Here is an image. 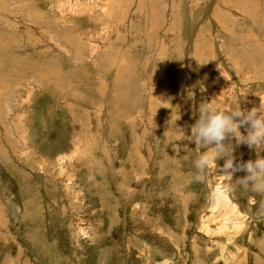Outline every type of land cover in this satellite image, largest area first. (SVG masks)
Segmentation results:
<instances>
[{"label": "rangeland", "instance_id": "1", "mask_svg": "<svg viewBox=\"0 0 264 264\" xmlns=\"http://www.w3.org/2000/svg\"><path fill=\"white\" fill-rule=\"evenodd\" d=\"M205 102L264 109V0H0V264H264V191L195 178Z\"/></svg>", "mask_w": 264, "mask_h": 264}, {"label": "clouds", "instance_id": "2", "mask_svg": "<svg viewBox=\"0 0 264 264\" xmlns=\"http://www.w3.org/2000/svg\"><path fill=\"white\" fill-rule=\"evenodd\" d=\"M189 136L194 144L210 149L197 154L194 160L197 180L203 179L200 174L215 164L219 173L230 178L228 184L221 186L219 194L233 191L234 186L241 189L252 186L264 191V155L260 154L264 151V109H242L238 104L218 106L202 103ZM241 144L254 149L256 158L243 161L234 155L236 147ZM237 172H244L245 175L232 183V177Z\"/></svg>", "mask_w": 264, "mask_h": 264}, {"label": "bare ground", "instance_id": "3", "mask_svg": "<svg viewBox=\"0 0 264 264\" xmlns=\"http://www.w3.org/2000/svg\"><path fill=\"white\" fill-rule=\"evenodd\" d=\"M51 43H52V42H51ZM64 158H65V156L61 154V156H60L58 159H64ZM217 190H218V189H217ZM217 192H218V191H217ZM215 193H216V192H215ZM213 196H214V195H213ZM215 196H216V194H215ZM225 196H227V195H225ZM225 196H224V198H223V197H221V195L219 196V194H218V195L216 196L217 199H216L215 197H213V198H212L213 206H211V207L213 208V207L215 206V208H216V207H219V206H220V208H221V206H222V208H223V206H225V205L229 202L228 198H226ZM227 197H229V196H227ZM214 198H215V200H213ZM212 208H211V209H212ZM217 209H218V208H217ZM217 209H216V210H217ZM223 209H224V208H223ZM225 209H226V208H225ZM230 209H231L232 212L229 211V212H230V215L225 216V220H226V219H229V218H231V217L234 216V215H233V212L235 211L234 209H236V206H235V205H231V206H230ZM212 210H213V209H212ZM220 211H221V210H220ZM222 212H224V210H223ZM235 212H236V211H235ZM220 214H221V213H220ZM217 216H218V214H217ZM211 218H212V217H211ZM216 219H217V218H216ZM218 219H219V218H218ZM220 219H221V218H220ZM222 219H224L223 216H222ZM215 221H216V220H215ZM218 221H219V220H218ZM218 221H217V222H218ZM229 221H230V219H229ZM211 222H214V221L212 220ZM221 222H224V220L221 221ZM227 222H228V221H226V223H227ZM230 222H232V221H230ZM226 223H225V224H226ZM221 224H222V223H221ZM236 224H237V223H236ZM236 224H235V225H236ZM227 225H228V224H227ZM233 225H234V224H232V226H233ZM237 225H238V224H237ZM218 226H219V225H218ZM206 227H207V228H206ZM206 227H205L206 230L208 229V231H212V230H211V227H209V226H206ZM237 227H238V226H237ZM218 228H219V227H218ZM218 228H217V229H218ZM202 230H204V229H202ZM217 231H218V230H217Z\"/></svg>", "mask_w": 264, "mask_h": 264}]
</instances>
